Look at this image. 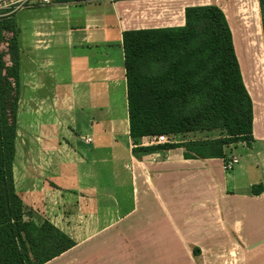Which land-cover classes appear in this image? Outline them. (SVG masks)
I'll return each mask as SVG.
<instances>
[{
	"label": "crops",
	"instance_id": "1",
	"mask_svg": "<svg viewBox=\"0 0 264 264\" xmlns=\"http://www.w3.org/2000/svg\"><path fill=\"white\" fill-rule=\"evenodd\" d=\"M208 1L56 0L14 16L20 58L16 190L26 212L75 244L47 264H264L259 0L248 41L238 20H247L248 3L237 4V57L254 104V141L231 146L226 159L186 160L183 149L152 153L161 152L157 163L148 159L152 154L133 155L123 33L183 27L186 8L215 5L235 45L224 9L232 5Z\"/></svg>",
	"mask_w": 264,
	"mask_h": 264
},
{
	"label": "trees",
	"instance_id": "2",
	"mask_svg": "<svg viewBox=\"0 0 264 264\" xmlns=\"http://www.w3.org/2000/svg\"><path fill=\"white\" fill-rule=\"evenodd\" d=\"M13 18L0 19V264H47L75 244L26 212L16 190L20 58ZM123 49L135 157L183 149L186 160L226 159L231 146L254 141V104L221 8H186L183 27L124 32ZM192 134L205 138L185 140ZM158 136L177 144L143 146Z\"/></svg>",
	"mask_w": 264,
	"mask_h": 264
},
{
	"label": "rangeland",
	"instance_id": "3",
	"mask_svg": "<svg viewBox=\"0 0 264 264\" xmlns=\"http://www.w3.org/2000/svg\"><path fill=\"white\" fill-rule=\"evenodd\" d=\"M137 1V0H136ZM214 2L216 3V0H214ZM214 2L212 1V0H209L207 3L208 4H214ZM228 3H230L231 5H232V7L230 8V9H228V7H224V9H225V11H226V13L229 15V18H230V21L232 20V29H233V31H234V36H235V47H236V53H237V4L239 3V5L240 6H242V5H244V3H248V5H244L245 7V9L246 10H248V11H246V16H244V18H247V20L246 21H244V19H242V20H240V19H238L239 20V22L241 23V25H242V29H241V33H242V35H243V33H245L244 35H243V39L245 40V41H248L249 40V36L247 35V32H249L250 31V27L249 28H247V24H248V22H250L251 20H257L256 18H255V16H254V14H252L253 12H252V8H253V1L252 2H250V0L248 1V0H245V1H243V0H228ZM259 8V7H258ZM231 10V11H230ZM258 11H260V18H261V25H262V14H261V9L259 8L258 9ZM133 14V13H132ZM257 14V13H256ZM181 15L182 14H180V13H178L177 15H176V19L177 20H179V17H181ZM249 19V20H248ZM133 20V19H132ZM132 20H131V22H132ZM233 20H235L234 22H233ZM135 21H137V20H135ZM134 21V22H135ZM245 22H247L246 24H245ZM252 26V25H251ZM255 26V25H254ZM253 26V27H254ZM252 28V27H251ZM263 29V28H262ZM258 35H256V34H254V35H252V39H253V42H255V43H258L257 42V37ZM264 37V36H263ZM3 48V50L6 52V46H3L2 47ZM239 52V55H241V53H243L244 54V52L245 51H238ZM256 54L258 55H255V56H250V52H245V55H247V56H249L250 57V59H257L258 57H261L260 55H259V52H256ZM254 59V60H255ZM254 71H255V68H254ZM259 78L260 77H255V81H256V83H257V81L259 80ZM263 78L264 77H262L258 82L259 83H257V84H260L261 82H262V80H263ZM252 79V78H251ZM19 134H20V136H19V140H24V133H22L21 131H19ZM205 138V136L204 135H201V134H192V135H190V136H188V137H186V139L185 140H198V139H204ZM235 154H236V156H237V149L235 150Z\"/></svg>",
	"mask_w": 264,
	"mask_h": 264
},
{
	"label": "built area",
	"instance_id": "4",
	"mask_svg": "<svg viewBox=\"0 0 264 264\" xmlns=\"http://www.w3.org/2000/svg\"><path fill=\"white\" fill-rule=\"evenodd\" d=\"M55 1L56 0H0V19L13 18L16 14L26 9L48 7L53 5ZM252 1L254 3V0H250V2ZM91 142L92 141L90 139L87 140V143ZM146 143L147 144H145V146H164L169 144H177V142H171L165 136L149 138L147 139ZM160 156L161 152H158L157 154L148 156V159L152 163H157ZM230 167L231 166H229V168Z\"/></svg>",
	"mask_w": 264,
	"mask_h": 264
},
{
	"label": "bare ground",
	"instance_id": "5",
	"mask_svg": "<svg viewBox=\"0 0 264 264\" xmlns=\"http://www.w3.org/2000/svg\"><path fill=\"white\" fill-rule=\"evenodd\" d=\"M253 8H254V6H253ZM253 8H252L251 10H252V12H253V13H255V14H256V13H257V11H256V10H254ZM257 14H258V13H257ZM259 37H260V36H259Z\"/></svg>",
	"mask_w": 264,
	"mask_h": 264
}]
</instances>
